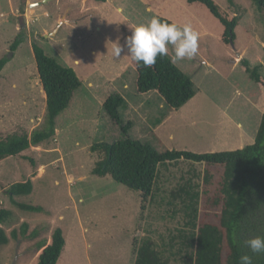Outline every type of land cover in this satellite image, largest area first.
Instances as JSON below:
<instances>
[{"label":"rangeland","instance_id":"374dc122","mask_svg":"<svg viewBox=\"0 0 264 264\" xmlns=\"http://www.w3.org/2000/svg\"><path fill=\"white\" fill-rule=\"evenodd\" d=\"M214 2L227 17L238 18L232 44L223 41V27L206 7L187 0H25L23 10L21 0H0V57L9 56L0 71V134L30 133L43 125L45 94L33 41L71 67L81 81L57 115L50 139L0 161V208L12 212L0 224L8 236L0 245V264H36L56 227L65 240L56 264H134L133 243L145 237L171 264H181L178 246L170 238L178 229H187L186 218L170 191L192 170L200 195L198 219L217 221L218 209H209L206 198L218 184L221 167H207L213 177L206 185L203 163L161 165L152 195L141 209L138 192L108 174L91 172L103 153L89 149L94 142L111 143L124 135L102 107L116 93L124 99L120 113L130 125L128 135L159 152H216L253 142L264 99L262 87L250 79L240 59L258 65L264 80V13L250 0ZM153 16L181 25L190 22L199 33V51L192 60L174 61L170 46L168 56L196 88L177 110H169L156 91L138 92L135 61L127 53L114 54L115 43L123 45L131 27ZM20 32L24 39L11 51L9 45ZM26 179L32 182L31 193L15 199L42 206L41 212L21 210L8 199L7 188ZM23 223L27 228L22 235ZM12 229L16 237L10 235Z\"/></svg>","mask_w":264,"mask_h":264},{"label":"trees","instance_id":"16d2710c","mask_svg":"<svg viewBox=\"0 0 264 264\" xmlns=\"http://www.w3.org/2000/svg\"><path fill=\"white\" fill-rule=\"evenodd\" d=\"M233 4V0H227ZM258 10L264 13V0H250ZM188 3L202 4L223 27L222 38L226 43L234 41L236 16L227 17L214 0H187ZM25 0H21V10ZM161 19L167 20L164 17ZM23 33H18L9 48L16 50L23 41ZM36 72L45 94V115L43 125L30 133L0 134V161L7 157L19 155L30 145H37L54 135L55 120L69 104L72 95L81 85L75 71L60 64L38 45L31 43ZM9 56L0 57V71ZM244 70L256 84L262 87L264 99V80L259 66H250L247 59H240ZM136 87L140 93L156 91L166 107L177 110L196 94L191 77L182 71L169 56L158 57L151 68L138 66L135 62ZM124 99L119 94L109 95L102 104L104 111L121 128L124 134L119 139L108 142H94L90 151H101L103 157L96 161L91 172L95 175L108 174L114 181L136 191L140 196V207L152 195V189L161 165L191 161L203 163L204 182L209 185L213 174L209 166L222 168L221 176L215 190L206 198L209 209L216 208L217 221L198 219L199 192L196 191L193 178L197 173L192 170L190 177L170 191L172 199H179L183 205L187 229H178L170 242H176L181 264H238V257L247 252L241 247L248 237L264 236V109L261 114L256 134L252 143L234 150L196 153L189 150L157 151L149 142L134 139L128 135L130 125L124 123L120 109ZM31 164L33 160L29 158ZM184 180V179H183ZM9 201L21 210L41 212L43 207L15 199L18 195H28L32 191V182L26 179L15 182L7 188ZM12 212L0 208V224L7 222ZM27 225L21 224L19 233L25 234ZM32 232L31 234H33ZM17 236L16 229L10 232ZM8 242L5 230L0 226V245ZM65 240L59 227L53 229L51 240L43 244L36 264H56L63 250ZM135 251L134 264H171L151 238L145 237L133 243ZM255 264H264V255L255 257Z\"/></svg>","mask_w":264,"mask_h":264},{"label":"clouds","instance_id":"9594fccd","mask_svg":"<svg viewBox=\"0 0 264 264\" xmlns=\"http://www.w3.org/2000/svg\"><path fill=\"white\" fill-rule=\"evenodd\" d=\"M130 29L123 45L115 43L114 54L127 53L138 66L153 67L158 57L168 56L170 46L174 61L192 60L198 54L199 33L190 22L181 25L153 16ZM241 247L248 251L239 255L238 264H255V257L264 255V236L248 237Z\"/></svg>","mask_w":264,"mask_h":264},{"label":"water","instance_id":"95a60500","mask_svg":"<svg viewBox=\"0 0 264 264\" xmlns=\"http://www.w3.org/2000/svg\"><path fill=\"white\" fill-rule=\"evenodd\" d=\"M19 20H20V23H21V22H22V21H21L22 18L20 17ZM44 36H46V35H44ZM232 42H233V41H230L231 44H232ZM10 54H11V53H10ZM237 56H239V53H237Z\"/></svg>","mask_w":264,"mask_h":264}]
</instances>
